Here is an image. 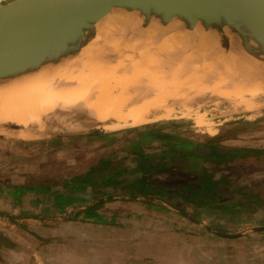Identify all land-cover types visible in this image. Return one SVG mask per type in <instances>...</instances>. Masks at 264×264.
Returning <instances> with one entry per match:
<instances>
[{
  "label": "rangeland",
  "instance_id": "1",
  "mask_svg": "<svg viewBox=\"0 0 264 264\" xmlns=\"http://www.w3.org/2000/svg\"><path fill=\"white\" fill-rule=\"evenodd\" d=\"M168 28L169 30L165 34L179 32L175 26ZM189 33L194 42H191L189 37L190 43L188 42L185 47L183 46L184 48H181V51L186 49V51H182L184 55L195 49L194 43L203 34L198 29ZM113 37L122 41L138 38L124 37L116 31H113ZM208 38L216 40L210 34ZM102 43L104 42L100 40L99 44L102 45ZM217 47L220 46L211 48L216 49L215 52L218 53L216 55L221 56L222 61L214 57L209 58L206 54L201 53L195 55L198 62L191 60L190 63L193 67L192 70H189L179 65L178 62L175 63L172 57H162L161 60L152 57V61H159L160 64H154L151 61L152 63L145 65L142 69L145 74L141 72L137 74L134 84H136L138 77L142 78L148 73H157L159 69L162 70V64L166 65L163 68L177 64L181 68L176 69V73L173 71V76H170L172 79L177 76V79L183 80L192 75L197 79H195L197 82L194 84L186 83L187 86L184 85L185 90L191 92L186 91L183 99L176 102L177 104L181 102L182 106L175 104L174 110L167 118L154 119L149 117L151 119L137 125L123 124L124 120L116 122L109 118H103L98 125L71 130L72 128H80L75 121L67 119L71 116L65 118L66 121L63 118L58 119L54 124H51L52 121H50L53 116H50L49 121L48 117L45 118L46 120L40 118L41 123L35 120L23 121L25 122V126H23L19 124L17 118L8 115L2 117L0 113V139L6 141L0 146V150H2L0 152V172L4 177H9L8 179L10 176L14 179V174L17 173L27 185L52 183L57 187L61 186L60 183L64 178L82 173L92 168L93 164L98 163L100 159H105V161L108 160L107 164L103 161L98 164L99 166L97 165L98 169L92 168L94 169L91 173L92 178L99 180L110 176L115 178V186H103L100 183H94L87 185L84 190L74 191V194L82 204L90 203L101 197L102 202L95 206L94 211H99L100 218L104 219V223L109 225L110 222H113V226L116 227V236H121L124 233V222L118 220L119 213L121 211L124 213V205L129 201H139L155 203L156 207L162 206L170 209L173 213L172 217L179 218L180 224L184 222L185 227L188 228L187 231L194 232V234L198 231H205L215 235L209 229L212 228L214 230H227L231 233L239 232L240 234L244 231L243 235H252L249 240L252 242L264 239V231L255 232L251 228L253 225L264 224V63H258L247 54H235L236 50H229V52H233L229 56L224 55L225 52ZM190 49H192L191 52H188ZM116 50L113 47L112 49L106 47V53L104 56L102 55L103 58L109 59L112 61L111 63L116 62L117 59H122L124 55L137 58L134 48L122 47ZM202 58L207 64L198 68L196 65L200 63V60L203 61ZM212 69L217 70L218 75L216 77L223 79V82L216 86L210 82L214 80V78L211 79L212 76H209L213 72ZM124 72L130 73L125 76L126 73ZM132 73L131 68H126L121 75L126 77L125 81H128V78H133ZM150 80L151 78L145 77L143 82L146 83ZM227 82L232 85H225ZM239 84H250L253 88L263 91L254 97L256 102L254 108L247 109L244 108L246 106L242 104L243 102L220 98L226 96L229 91L232 95L250 93L249 90L240 88ZM118 85H113L111 91L107 92L108 97L120 90ZM193 86L196 87V90ZM228 87H230L229 91L226 90ZM200 89L204 90L197 92ZM220 93L223 94L220 95ZM184 97L191 98L185 100ZM153 114L151 112L150 116ZM86 119V117H80L76 120L85 121ZM4 120L7 121L4 122ZM97 121L99 120L95 119V122ZM9 122H17V127H7L6 123ZM26 130L29 132L27 137H21L22 134L18 136L19 133L27 132ZM92 130L105 131L108 132V135L86 136L85 133ZM208 142H213L217 147L234 148V150L228 152L226 158L220 162L201 153H190L191 147L206 145ZM178 146L185 148V152L173 156H152L150 157V165L153 168L149 165L146 166L148 168L145 171L138 169L142 159L136 151L148 154L165 149L174 150V147ZM202 167L211 172L214 179L222 177L224 180L223 185L217 191L218 197L210 194L204 195L209 203L221 206L217 210L202 207L194 200L186 199L174 191L169 193L160 190L153 193V189L149 187L152 189L148 190L150 193L142 195L134 194L128 187V183L139 176H145V178L156 183L168 185L171 189H179L178 186H181L182 182L194 185L195 175L202 170ZM171 189L169 190L171 191ZM37 191L41 193L43 190ZM108 194L110 197L107 196ZM160 202L171 207H166ZM67 206H63L62 209L72 214L73 208ZM58 217H62L61 214ZM58 219H39L40 224L42 223L40 226L56 223L54 220L60 221ZM11 223L14 225L11 226ZM48 226L46 225V228ZM120 226L123 230H120ZM38 232L37 229L34 231L28 228L27 222L23 218L16 220L0 214V259L13 256L11 254L13 252L16 254L14 264H44L42 256L45 254H42V251L44 245L50 243L48 241L50 237ZM65 238L68 237L65 236ZM56 239L58 238L56 237ZM53 240L51 243L57 242V240ZM250 244L248 242L244 247H248ZM250 254L252 253L250 252Z\"/></svg>",
  "mask_w": 264,
  "mask_h": 264
},
{
  "label": "bare ground",
  "instance_id": "2",
  "mask_svg": "<svg viewBox=\"0 0 264 264\" xmlns=\"http://www.w3.org/2000/svg\"><path fill=\"white\" fill-rule=\"evenodd\" d=\"M117 7H112L107 13L98 18L90 29L84 28L82 30L78 36L79 40L74 42L78 48L75 52L65 53L54 60L43 62L33 70H27L14 76L1 77L0 113L2 117H6V115L12 116L19 120V124L25 126V122L23 121L35 120L41 123L43 118L48 117L49 121L50 116H53L50 118V121H52L51 124H54L58 119H65L71 116V118L67 119L75 121L76 125L80 127L72 128L71 130L89 128L93 124L98 125L103 118H109L116 122L124 120L123 124L132 125H137L151 119L149 117H153L154 119L167 118L174 110L176 102L179 99H183L186 91H188L185 90L184 85L186 83L194 84V82H197L195 81L196 78L192 75L183 80L177 79V76H174L172 79L170 76H173L175 70L180 69L181 66L178 67L177 64H174L171 67L167 66L169 68H163L166 65L162 64V70L159 69L157 73H148L142 78L138 77L136 84H134L137 74L140 72L144 73L143 67L152 62L160 64L159 61H152L153 58L157 57L156 59L161 60L162 57H172L175 63L178 62L179 65L190 70L193 67L190 63L192 62L191 60L198 62L195 55L197 56L201 53L206 54L209 58L214 57L218 60H223L221 56L218 57L216 55L218 54L215 52L216 49L211 48L218 46L216 40L208 38L210 34L217 39L215 29L207 28L203 30L197 25L198 22H196L192 28L187 30L165 34L170 26H175L178 30L180 22L172 18L168 23L160 24L155 19L152 21L151 18L147 25L140 27L138 26L140 17H138L136 10L126 11ZM195 29H198L203 34L194 43L196 45L195 49L187 50L188 52L192 50L193 53L184 55L182 51H186V49L181 51V48H184L188 42L190 43L189 32H195ZM222 29L229 36L232 44L226 49L220 47L219 49L226 53L224 55L228 56L233 53L229 52V50H236L237 52L234 53L240 54L238 53V46L234 37L228 34V28L223 27ZM91 30L93 34H89ZM113 31L122 34L124 37L138 38L122 41L113 37ZM192 39L193 37L190 39L191 42L193 41ZM100 40L104 42L102 45L99 44ZM106 47L108 49H112L113 47L117 50L122 47L134 48L137 58L134 59L131 55H124L122 59H117L116 62L111 63L112 61H109V59L103 58L106 53ZM248 55L251 56L250 54ZM179 56L180 59L178 60ZM253 58L260 64L264 63L261 59ZM203 61L200 60V63L195 65L198 68L206 66L207 63H205V60ZM126 68H131V72L134 73H132L133 78H128V81H125L126 77L121 75ZM212 71L209 74V76H212L211 79L214 78L213 81H210L211 84H215L216 86L222 83L223 79L216 77L218 75L217 70L212 69ZM124 73L127 76V73L130 72ZM145 77L151 78V80L144 83ZM116 84H119L120 90L108 97L107 92L111 91L113 85ZM225 85L232 84L227 82ZM239 86L246 91L249 90L250 93L247 94L245 92L243 94L232 95L229 91L230 87H228L226 90L229 93L220 98L232 99L234 102H243L242 104L246 106L244 108L247 109L254 108L256 106L254 97L263 91L253 88L250 84H239ZM179 87L181 89H178ZM204 89L206 88L204 87ZM204 89H200L197 92ZM222 94L220 93V95ZM170 98L172 99L170 100ZM190 98L187 97L185 100ZM177 105L182 106L181 102H178ZM151 112L152 114L153 112L155 113L150 116ZM80 117H86L87 119L85 121L76 120ZM95 119L99 121L95 122ZM6 121L4 120V122ZM28 134L29 132L27 131L19 133L18 136L27 137Z\"/></svg>",
  "mask_w": 264,
  "mask_h": 264
},
{
  "label": "crops",
  "instance_id": "3",
  "mask_svg": "<svg viewBox=\"0 0 264 264\" xmlns=\"http://www.w3.org/2000/svg\"><path fill=\"white\" fill-rule=\"evenodd\" d=\"M5 142L0 139V146ZM8 178L0 172V212L6 218H23L28 228L41 230L38 233L50 237L49 245L45 244L42 251L44 264H264V239L249 241L252 235H243L244 231L233 238L205 231L194 234L187 231L184 222L180 224L179 218L172 217L170 209L156 207L155 203L129 201L118 217L124 222V233L116 236L113 222L108 225L104 219L87 216L86 211L75 212L93 201L68 205L73 208L69 214L61 203L52 200L49 191L28 189L26 186L32 184L27 185L17 173L14 179ZM60 214L62 217H58ZM45 218L60 221L40 226L39 219ZM52 240L57 242L51 243ZM244 242L251 244L244 247L247 244ZM11 254L2 257L0 264H14L16 254Z\"/></svg>",
  "mask_w": 264,
  "mask_h": 264
},
{
  "label": "water",
  "instance_id": "4",
  "mask_svg": "<svg viewBox=\"0 0 264 264\" xmlns=\"http://www.w3.org/2000/svg\"><path fill=\"white\" fill-rule=\"evenodd\" d=\"M114 6L136 10L140 27L151 18L160 24L175 18L180 22L179 31L198 22L203 30H216L217 45L224 49L232 44L222 29L227 27L239 53L264 61V0H4L0 2V78L33 70L43 62L75 52L78 48L74 42L82 30L90 29ZM6 126L17 124L9 122ZM224 149L217 147L216 151ZM191 150L201 153L210 148L199 145ZM251 228L262 230L264 224ZM209 229L225 237L240 234Z\"/></svg>",
  "mask_w": 264,
  "mask_h": 264
},
{
  "label": "trees",
  "instance_id": "5",
  "mask_svg": "<svg viewBox=\"0 0 264 264\" xmlns=\"http://www.w3.org/2000/svg\"><path fill=\"white\" fill-rule=\"evenodd\" d=\"M85 134L86 136L88 135L89 136L90 135L105 136V135H108V132L92 130ZM244 151L247 152L246 150ZM244 151H241V152L244 153ZM136 152L140 154L141 159H142V162L139 164L138 169L142 171L147 170L148 167L146 166L150 165L151 163L150 157H152V155H150L149 153L146 155H141L142 153H140V151H136ZM201 154L212 157L215 161L220 162L224 158H226V156L228 155V152L219 153L215 151L214 148H212L211 152L201 153ZM103 161H105V159H102V160L100 159L98 163L93 164V167L97 168V165L102 163ZM105 162L107 164L108 160H106ZM150 167L152 166L150 165ZM92 168H89L83 171L82 173L73 174L68 178H64L60 183L61 186L55 187V185H53L52 183H49V184L48 183H38V184H32L30 186H26V187L28 189L35 190V191L37 190H43L47 192L49 191L53 197L52 200H54V202L56 203H61V208L65 205H73V204L81 205L82 203L79 200H77L74 194V191L84 190L87 185H92L94 183H100L103 186H107V185L115 186L116 184L115 178H112L110 176L99 179V180L92 178L91 173L94 170ZM205 169H206L205 167H202V170H200L199 173L197 172V174L195 175L196 180L194 182V185L186 183V182H182L181 186H178L179 189L177 188L171 189L168 185L156 183L155 181L145 178V176H139L132 182H129L128 187L131 189V192H133L134 194H142V195L149 194L150 192L148 190L151 188L153 189V190L151 189L153 193L158 192L160 190H165L166 192H169V189H171L172 191L177 192L178 194L183 193L185 194V196L186 195L193 196L192 199L195 200L196 203L200 204L197 199H194V197L195 198L202 197L205 199L206 197L204 195L210 194L211 196H214L215 194H218L217 192L218 189L224 183V180H222V177L218 179L217 178L214 179L212 173L208 172ZM107 196L110 197V194H108ZM100 202H102L101 197L94 200L92 203L88 204L87 206H84L83 208L76 209L75 212L78 213L80 211H86L85 214L87 216L98 218V220L101 221L102 219L100 218L99 213L94 211L95 206L98 205ZM0 214H3V213L0 212ZM9 218H12V217H9Z\"/></svg>",
  "mask_w": 264,
  "mask_h": 264
},
{
  "label": "flooded vegetation",
  "instance_id": "6",
  "mask_svg": "<svg viewBox=\"0 0 264 264\" xmlns=\"http://www.w3.org/2000/svg\"><path fill=\"white\" fill-rule=\"evenodd\" d=\"M209 148H210V151H208V152H201V153H209V152H211V149L212 148H214V150L216 151V148H217V146H215L214 144H213V142H208L207 144H206ZM175 149L174 150H172V149H165V150H161V151H158V152H150L149 154L150 155H152V156H159V157H163L164 155H168V156H173V155H175V154H180V153H183V152H185V148H183L182 146H178V147H174ZM192 148V147H191ZM191 148L189 149L190 150V153H195V152H192V150H191ZM231 150H234V148H230V149H228L227 147H225V149L223 150V151H220L219 153H225V152H230ZM186 152L187 153H189V151L188 150H186ZM141 155H146V154H144V153H142ZM172 192V190L170 191L169 190V193H171ZM179 195L180 196H182V197H185L186 199H189V200H193L192 198H193V196H185V194H183V193H179ZM206 196V195H205ZM214 196H217L218 197V195L217 194H215ZM194 199H197L198 201H199V203H200V205L203 207H206V208H209L210 210H217V209H219V208H221V206L219 205H216V204H212V203H209L206 199H204V198H198V197H194ZM195 201V200H194Z\"/></svg>",
  "mask_w": 264,
  "mask_h": 264
}]
</instances>
